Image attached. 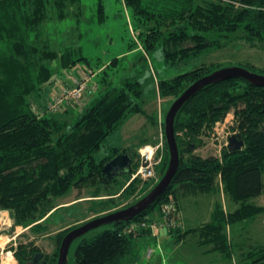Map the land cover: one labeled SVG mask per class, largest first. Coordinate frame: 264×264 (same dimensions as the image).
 <instances>
[{
    "label": "trees",
    "instance_id": "1",
    "mask_svg": "<svg viewBox=\"0 0 264 264\" xmlns=\"http://www.w3.org/2000/svg\"><path fill=\"white\" fill-rule=\"evenodd\" d=\"M123 1L132 12L135 24L132 29L137 34L132 47L138 45V39L148 57L161 47L170 65L194 59L208 49L227 46L233 35L241 41L264 44V0ZM79 3L80 0H0V210L11 212L17 225L39 223L32 229L39 233L47 231L44 220L57 211L58 197L82 188L92 189V195L97 197L102 187L110 189L106 187L117 178L106 185L103 169L116 154L104 162L98 161L96 155L129 113L143 114L138 101L144 90L138 79H128L120 88H108L93 106L84 108L71 126H66L63 114L51 110L59 89L50 100L44 101L46 85L55 77L52 63L57 58L63 70L73 69L82 61L89 62L76 46L55 50L49 29L51 16L62 21L69 15L67 8ZM100 10L104 11L102 0ZM117 62L115 59L111 65ZM99 66L91 71L93 75L83 70L79 78L83 82L89 77L100 78ZM220 68L202 66L171 80L159 81V96L177 99L193 83ZM247 69L264 72L255 67ZM108 80L105 77L100 82L95 80L94 93L99 92L100 83L106 86L104 82ZM63 96L62 93L61 106H68L73 99ZM231 113L236 116L233 131L241 135L244 147L231 152L227 146L221 157L194 153L205 145L204 138L215 125ZM175 132L180 167L168 192L135 220L112 225L91 239L82 237L76 259H69V264L137 263L141 242L157 239L149 228L155 219H147L157 208L175 203L176 208L167 220L176 221V226L167 222L165 229L179 242L196 230H182V220L179 222L177 214L181 196H211L219 192L238 206L230 212L217 203L211 221L198 235L204 243L214 237V244L223 245L212 251L234 261L236 248L225 232L227 227L263 210L250 201L264 192V87L235 78L204 88L179 112ZM145 223L148 227L143 226ZM70 231L58 234L56 246H61ZM208 234L211 237L207 238ZM30 245L31 248L22 245L16 252L19 264H30L41 253L37 246ZM156 252L161 253L159 248H153L152 255L145 258L153 259ZM58 256L59 250L55 255H46L47 264H56ZM252 257L254 260L245 264H263L264 248L247 253L246 259Z\"/></svg>",
    "mask_w": 264,
    "mask_h": 264
},
{
    "label": "rangeland",
    "instance_id": "2",
    "mask_svg": "<svg viewBox=\"0 0 264 264\" xmlns=\"http://www.w3.org/2000/svg\"><path fill=\"white\" fill-rule=\"evenodd\" d=\"M102 3L104 9L102 12L100 0H80L79 4L67 8L69 15L66 19L59 21L50 17L51 21L53 20L49 28L53 48L62 51L67 46H76L89 62L82 61L73 69L63 70L57 58L52 63L55 77L52 83L46 85L44 101L50 100L52 93L56 94L58 89V94L55 95L56 100L62 98V93L64 94L68 89L67 98L73 99V101L68 106L67 104L57 105V110L53 113L63 114L61 116L66 126H71L80 117L73 110L82 109L85 111L84 108L93 106L95 103H89L96 102L108 88H120L122 83L128 79H138L144 90L142 99L140 98L138 101L143 109V114L129 113L118 128L110 134L96 155L98 161L103 160L104 162L114 154L117 157L128 152L134 159L132 171L117 177L111 186L106 187V189L110 188L107 191L102 187L103 191L100 196L92 195V189L82 188L73 189L66 195L58 197L55 201L57 211L55 212V209L44 220L47 231L43 233L32 230L39 223L28 226L17 225L11 212L0 210V264H4L7 254L12 255L11 264H19L15 254L22 245L31 248L30 244H32L47 256L55 255L56 251L60 252L61 248L55 244L58 234L126 209L143 199L158 184L169 167L170 151L165 134V120L169 109L176 100L172 96L163 98L159 96V81L171 80L202 66L255 67L264 71V44L241 41L235 35L230 37L232 41L227 46L208 49L204 54L176 65L166 62L161 47L148 57L141 44L138 43V39L136 40L138 45L135 48L132 47L137 34L132 29V26L135 25L132 12L126 7L124 1L102 0ZM115 59L118 62L111 65ZM98 66L101 68L98 70L100 78L95 79V77L85 75L89 78L84 82L79 78L83 70L93 72L97 70ZM90 68L92 69L89 70ZM261 74L264 75V72ZM89 75L91 76V74ZM103 77L109 80L104 82L106 86L100 83V90L95 94V80L100 82ZM82 83L85 86L82 95L79 98H73L74 90ZM235 118V113H231L222 122L217 123L213 131L209 132V136L204 138L205 145L197 148L194 153L203 157H221L223 149L228 146L229 137L236 134L232 128L236 121ZM165 161L167 166L164 167ZM144 166H150L151 177L139 175V170ZM100 185H102L101 182ZM221 201L224 203L223 209L226 211H234L238 206L223 192L211 196L198 195L186 198L181 196L177 205V214L178 216L180 214L179 222L180 218H183L187 222L185 227H193L196 229L194 233L197 234L187 239L182 244L183 246H179L175 244L176 239L170 234V236L168 235V229L163 227L155 236L158 237V243H154L152 240L147 243L164 252V258H168V261L165 260L164 263L159 252H156L153 257V260L158 259V261H147L144 258V251H147L148 248L146 249L144 242H141L137 248L140 259L134 264H245L248 260L253 261V257L246 259L247 253L258 251L261 247L264 248V192L261 196L250 201V203L262 207V212L253 218L227 227L225 231L236 248L234 261H228L221 253L212 251L216 246L223 244L217 242L214 244V237H211V234L207 236V238L211 237L209 243L200 241L198 235L202 231V227L211 221L213 211L217 203H221ZM162 207L157 208L147 219L150 221L155 219L162 223L165 212ZM111 226L99 227L89 232L85 237L91 239L106 229L112 228ZM79 241L80 239L75 241L71 247L69 254L71 261L76 259L75 253ZM208 241L209 239L206 242ZM257 248L259 249L255 250ZM206 249L209 252H203ZM178 250L181 257H178L179 254L176 252Z\"/></svg>",
    "mask_w": 264,
    "mask_h": 264
},
{
    "label": "water",
    "instance_id": "3",
    "mask_svg": "<svg viewBox=\"0 0 264 264\" xmlns=\"http://www.w3.org/2000/svg\"><path fill=\"white\" fill-rule=\"evenodd\" d=\"M235 78L243 79L244 81L257 87H264V75L244 67L220 68L193 83L184 93L181 94L180 97L175 100L166 116L165 134L170 151V162L163 178L150 191V193L137 203L126 209L89 221L82 226L71 230L63 239L57 264H69L70 250L75 241L81 239L89 232L99 227L111 226L135 220L137 217L150 210L157 203V201L168 192L174 179L176 178V175L178 174L180 167V152L175 132V122L179 112L188 101H190L204 88ZM244 145L245 142L241 135L234 134L229 137L228 147L231 152L242 149ZM132 163L133 157L129 153L120 154L109 161L103 169L105 174V184L109 185L115 178L129 174L132 171ZM41 258L42 254H37L34 258V263L38 262Z\"/></svg>",
    "mask_w": 264,
    "mask_h": 264
},
{
    "label": "built area",
    "instance_id": "4",
    "mask_svg": "<svg viewBox=\"0 0 264 264\" xmlns=\"http://www.w3.org/2000/svg\"><path fill=\"white\" fill-rule=\"evenodd\" d=\"M84 83H82L79 87H77V89H75L74 91H75V94H74V96H73V98H79L81 95H82V92H83V90L85 89V86L83 85ZM68 91V90H67ZM67 91H65V93H64V96L63 97H67ZM69 93V92H68ZM70 93H72V92H70ZM66 95V96H65ZM62 99L63 98H59V99H57L55 102V104L52 106V108H51V110L52 111H56L57 110V108H56V106L57 105H59V104H61L62 103ZM147 153H151V152H147ZM151 165H152V163H151ZM139 175H143V176H152V170H151V168H150V166L149 167H147V166H144V167H142L140 170H139ZM176 208V205H175V203L174 202H170V204H168V205H164L163 207H162V210H164L165 212H164V219L165 220H163V222L162 223H158L157 221H154V223H152V224H150V226H149V228H151L152 230V232H153V234L156 236V233L161 229V228H163V227H165V224L168 222L169 223V225H176V221H169V220H167V218H168V215L174 210ZM143 226L144 227H148L147 226V224L145 223V224H143ZM162 226V227H161ZM135 228V225H133L132 226V229H134ZM152 253H153V248H150V249H148V251L146 252V256L147 257H150L151 255H152Z\"/></svg>",
    "mask_w": 264,
    "mask_h": 264
},
{
    "label": "crops",
    "instance_id": "5",
    "mask_svg": "<svg viewBox=\"0 0 264 264\" xmlns=\"http://www.w3.org/2000/svg\"><path fill=\"white\" fill-rule=\"evenodd\" d=\"M94 103V101L93 102H90L89 104H93ZM72 109V108H71ZM72 111V110H71ZM74 111V113L75 114H77V115H80L81 113H82V109H78V110H73ZM217 201H219V198L217 199ZM216 202V201H215ZM221 203L223 204V206H224V203L221 201ZM180 209V208H179ZM179 216H180V214H179ZM181 219V218H180ZM183 219V218H182ZM181 219V220H182ZM187 222L183 219L182 221H181V226H182V230H185V229H188V230H190V229H194L193 227H189V228H187V227H185V224H186ZM207 223H209V221L207 222ZM187 225V224H186ZM194 234H196V233H194V232H192L191 234H189L186 238H184V239H182L181 241H179V242H177L176 241V243L175 244H177V245H179V246H183L182 244L183 243H185L186 241H187V239H189L191 236H195ZM168 235H169V233H168ZM159 236V235H158ZM170 236V235H169ZM172 237V236H171ZM158 238V237H157ZM153 239L154 238H151V239H148V240H145V242H144V247H146V249L147 248H149L150 246H152V245H150V244H148L147 243V241H153ZM174 242H175V240H173ZM154 243H158V239H155L154 241H153ZM202 248V247H201ZM178 254H179V250L178 251H176ZM203 252H209V250H204ZM144 253H145V251H144ZM208 254H213V253H208ZM159 256L161 257V259L164 261V263H165V260H167L168 261V258H164L165 257V253L164 252H159ZM178 257H181V255L179 254L178 255ZM144 258H145V255H144ZM175 258H176V256H175ZM146 259V258H145ZM147 260V259H146ZM147 261H158V259H150V260H147Z\"/></svg>",
    "mask_w": 264,
    "mask_h": 264
},
{
    "label": "flooded vegetation",
    "instance_id": "6",
    "mask_svg": "<svg viewBox=\"0 0 264 264\" xmlns=\"http://www.w3.org/2000/svg\"><path fill=\"white\" fill-rule=\"evenodd\" d=\"M37 254H39V253H37ZM37 254H36V256H37ZM35 256V257H36ZM34 257V258H35ZM46 257V255L45 254H43L42 255V258L38 261V262H36V263H34V259L30 262V264H47V258H45ZM57 264V263H56Z\"/></svg>",
    "mask_w": 264,
    "mask_h": 264
},
{
    "label": "bare ground",
    "instance_id": "7",
    "mask_svg": "<svg viewBox=\"0 0 264 264\" xmlns=\"http://www.w3.org/2000/svg\"><path fill=\"white\" fill-rule=\"evenodd\" d=\"M12 255L11 254H7L4 264H11L12 263Z\"/></svg>",
    "mask_w": 264,
    "mask_h": 264
}]
</instances>
